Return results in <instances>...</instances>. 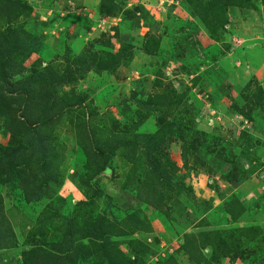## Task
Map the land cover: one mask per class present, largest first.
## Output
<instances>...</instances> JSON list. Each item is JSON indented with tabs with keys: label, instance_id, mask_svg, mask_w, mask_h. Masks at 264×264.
I'll use <instances>...</instances> for the list:
<instances>
[{
	"label": "rangeland",
	"instance_id": "obj_1",
	"mask_svg": "<svg viewBox=\"0 0 264 264\" xmlns=\"http://www.w3.org/2000/svg\"><path fill=\"white\" fill-rule=\"evenodd\" d=\"M236 2L0 0V264H264V0Z\"/></svg>",
	"mask_w": 264,
	"mask_h": 264
},
{
	"label": "trees",
	"instance_id": "obj_2",
	"mask_svg": "<svg viewBox=\"0 0 264 264\" xmlns=\"http://www.w3.org/2000/svg\"><path fill=\"white\" fill-rule=\"evenodd\" d=\"M226 2L227 3H230V4H235L236 6L237 5H240L239 3H237L236 2V0H226ZM4 63V57H3V55L2 54H0V82L4 79V77L3 76H1L2 75V69H3V66H2V64ZM0 86H2V85H0ZM1 88V87H0ZM27 91V90H26ZM3 99V96H2V91H1V89H0V101ZM45 121H47V119L45 120ZM134 139V138H133ZM135 144V143H138V138L137 139H135V140H133V141H128V140H123L121 143H120V145H127V144ZM119 145H115V144H111L110 146H109V149H110V151L111 152H113L114 153V151H116V149H117V147H118ZM103 223V217L101 218V219H99L98 221H96V222H94V224H93V226H90L91 228L88 230V232H87V236L85 237V238H91V237H95V236H93L92 235V233H94V232H92L91 230H93V231H95V232H97V233H100L101 232V230H102V227H104V225L102 224ZM95 234V233H94ZM83 247V249L85 250V251H87L88 252V249H87V246H82ZM71 249V248H70ZM42 259H43V264H55V261H54V257H50V256H46L45 254H42Z\"/></svg>",
	"mask_w": 264,
	"mask_h": 264
}]
</instances>
